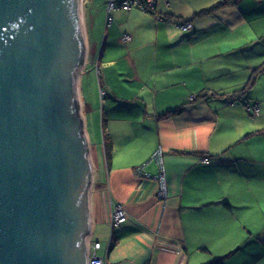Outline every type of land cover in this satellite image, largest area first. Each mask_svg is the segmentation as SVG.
<instances>
[{"label": "crops", "instance_id": "1", "mask_svg": "<svg viewBox=\"0 0 264 264\" xmlns=\"http://www.w3.org/2000/svg\"><path fill=\"white\" fill-rule=\"evenodd\" d=\"M224 2L118 10L101 50L97 37L87 41L86 67L107 78L102 142L89 144V242L107 264H264V71L228 98L264 64V0ZM187 22L194 28L182 31ZM116 205L128 213L121 227Z\"/></svg>", "mask_w": 264, "mask_h": 264}, {"label": "water", "instance_id": "2", "mask_svg": "<svg viewBox=\"0 0 264 264\" xmlns=\"http://www.w3.org/2000/svg\"><path fill=\"white\" fill-rule=\"evenodd\" d=\"M80 0H0V264H89Z\"/></svg>", "mask_w": 264, "mask_h": 264}, {"label": "rangeland", "instance_id": "3", "mask_svg": "<svg viewBox=\"0 0 264 264\" xmlns=\"http://www.w3.org/2000/svg\"><path fill=\"white\" fill-rule=\"evenodd\" d=\"M107 2L108 0H82L83 21L85 20L84 31H85V37L87 36L86 42L91 41L90 39L91 34L97 37L96 39L98 40L99 43L98 45L100 47L99 51L101 50V47L104 44L107 29L110 28L114 22V18H113V22L111 26L109 27L106 26ZM157 3L158 0H156L154 10L157 7ZM121 5H123V3H121ZM187 23H192V22H187ZM90 46H91V42H90ZM116 52H120V50ZM108 54H111V51H109ZM97 58H98V54L96 59ZM97 67H98L97 65L92 66L90 64L86 67V64H84L82 72L79 76L80 78L83 74V77H81L82 95L79 91V88H78V92H79V100H81V114L83 118L84 130L87 131L86 134L89 140V144L94 143L95 141L99 143L102 142L101 125L103 119V105L105 103V100L103 101V99H104V90L106 87L107 78L102 77V80L98 78ZM78 86H79V82H78ZM194 99L195 98H192V100ZM87 101H89V103L94 104L95 108L89 105ZM162 150L165 154L163 148ZM157 199H158V194H157ZM158 200L160 204L163 203L160 199ZM127 222L125 224H127ZM93 245L94 243L89 242L88 247L91 249V251L93 250L92 248L94 247ZM103 259L104 262L107 264L105 258Z\"/></svg>", "mask_w": 264, "mask_h": 264}, {"label": "built area", "instance_id": "4", "mask_svg": "<svg viewBox=\"0 0 264 264\" xmlns=\"http://www.w3.org/2000/svg\"><path fill=\"white\" fill-rule=\"evenodd\" d=\"M123 3V5H121ZM156 0H108L107 2V10H106V26H111L113 22V12L116 10H130L132 8L140 9L144 12L151 11L155 7ZM180 28L182 31H190L192 30V23L181 24ZM164 152L162 147H159L152 156V162L156 167V176L155 180L158 182L159 191H158V199H160L163 203V208L167 205L168 199V182L166 175V167L164 161ZM206 163V160H204ZM147 177H150L147 174H144ZM128 221V213L127 211L120 205H116L113 208L112 213V226L120 227ZM93 250L89 248V264H106L104 259L99 256L98 251L101 249L100 242H94Z\"/></svg>", "mask_w": 264, "mask_h": 264}, {"label": "trees", "instance_id": "5", "mask_svg": "<svg viewBox=\"0 0 264 264\" xmlns=\"http://www.w3.org/2000/svg\"><path fill=\"white\" fill-rule=\"evenodd\" d=\"M228 3V0H225V2L224 3H222V4H220V5H224V4H227ZM107 8V7H106ZM133 9H136V8H132V9H130V10H133ZM130 10H127V11H130ZM136 10H139V11H142V10H140V9H136ZM155 10L153 9V10H151V11H147V12H154ZM142 12H144V11H142ZM112 16H113V14H112ZM264 71V64H263V66H261L259 69H257L255 72H253V74H252V76L250 77V79H249V81H248V83H247V85L245 86V88L244 89H242L241 91H238V92H236L235 94H229L228 95V98H230V99H235L237 96H243L244 94H247L248 93V91H250L253 87H254V85H255V82H256V80H257V77H259V75L262 73ZM177 112H180V111H177ZM176 113V112H175ZM105 139V147L107 148V150H108V143L106 142V137L104 138ZM113 246V245H112ZM210 264H218L217 263V261H214V262H212V263H210Z\"/></svg>", "mask_w": 264, "mask_h": 264}, {"label": "bare ground", "instance_id": "6", "mask_svg": "<svg viewBox=\"0 0 264 264\" xmlns=\"http://www.w3.org/2000/svg\"><path fill=\"white\" fill-rule=\"evenodd\" d=\"M81 4H82V0H80Z\"/></svg>", "mask_w": 264, "mask_h": 264}]
</instances>
